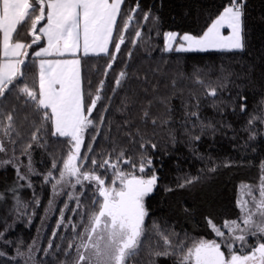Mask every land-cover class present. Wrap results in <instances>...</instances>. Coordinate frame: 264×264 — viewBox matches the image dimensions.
<instances>
[{
	"label": "trees",
	"instance_id": "1",
	"mask_svg": "<svg viewBox=\"0 0 264 264\" xmlns=\"http://www.w3.org/2000/svg\"><path fill=\"white\" fill-rule=\"evenodd\" d=\"M137 2L139 12L135 14L128 31L123 33L125 43L121 45L112 69H108L111 61L109 54L79 55L87 104H90L101 81H104L100 93L103 99L98 101L97 109L92 114L95 127L86 130L81 149L85 153L91 146L93 151L90 156L99 159L101 152L111 151V141L116 140L120 147L127 149L126 155L133 156L138 164L139 156L143 153L138 144L132 145L124 137L123 133L130 129L123 122L131 118L136 126L146 132L152 143L157 145L155 150L149 147L147 155L151 156L159 179L154 192L145 199L149 213L145 221L146 238L128 263L180 264L181 255L194 242L215 239L206 218H211L219 226L226 220L240 216L237 207L239 186H255L262 174L264 0H246L243 50L205 52L167 51L164 35L167 32L202 34L228 0H124L122 12L130 13ZM146 12L149 13L147 21L143 19ZM117 26L123 27L122 19L118 18ZM137 30L141 31L140 38L135 37ZM119 35L120 32L114 31L109 53L115 51L114 42L118 41ZM133 40L136 43H132ZM24 42L30 43V39ZM44 45L43 40L38 46L29 49L30 55L23 68L29 83L35 82L37 90V59L31 53ZM129 51L132 52L131 57L128 56ZM122 70L127 71L130 78L121 88H117L115 81ZM145 77L148 83L143 82ZM198 79L203 83H198ZM144 88H147V95L142 91ZM211 88L217 89L215 97L206 95ZM113 89L116 91L113 92ZM126 98L135 101L130 113L123 110ZM242 98L247 101L246 112L240 111ZM148 100L153 101L150 110L152 116L166 120L167 123L158 124L155 128L151 122L146 126L140 123L142 106ZM160 100L166 103H160ZM109 105L110 110L105 113L104 108ZM192 112H197L198 117H192ZM102 114L106 116L103 125L99 120ZM253 116L257 120L250 125L248 121ZM34 119L32 106H24L21 100L16 120L19 136L14 137L18 143L14 146L6 145L9 148L7 153L0 152V161L12 160L11 164H0V232L5 233L6 241L1 244L5 256L0 257V264H17L10 257L17 248L25 252L36 237L50 200V186L42 180L43 176L52 169L53 162L62 167L71 147L70 138L53 137L50 129L39 142L33 143L31 133L35 130L32 127ZM202 124L211 127L202 129ZM117 126H121L119 133ZM131 130L135 131V127ZM196 136L200 139L195 140ZM93 137H96L95 141ZM29 143H33L29 154L30 165L36 169L35 174L25 169L24 164L29 165V157L21 154ZM17 168L21 175H27L26 180L17 178ZM53 173L59 175L58 171ZM193 177L198 179L180 187L186 179ZM15 197L35 210L30 225L22 218V222L16 221L18 205ZM88 204L91 207L92 202H86L89 213L97 210ZM58 212L60 207L44 236L42 251L45 249V241H53L54 226L60 215ZM65 221L67 229L61 226L50 254L45 256L40 253L35 264H61L66 259L68 264L72 263L74 252L66 258L64 250L74 233L83 231L82 228L74 231L71 226L80 224L78 222L81 217L74 213L71 218V212H68ZM154 225H158L159 231L168 236L171 247L164 244L154 230ZM61 234L64 240L62 244L59 237ZM157 252H168L169 255L157 256ZM19 264L22 262L19 261Z\"/></svg>",
	"mask_w": 264,
	"mask_h": 264
},
{
	"label": "snow or ice",
	"instance_id": "2",
	"mask_svg": "<svg viewBox=\"0 0 264 264\" xmlns=\"http://www.w3.org/2000/svg\"><path fill=\"white\" fill-rule=\"evenodd\" d=\"M123 3L124 0H0V152L7 153L9 148L6 145L14 146L18 143L14 137L19 136L16 120L21 100L24 106H32L35 116L32 122L35 130L31 133L33 143L39 142L49 129L53 137L70 138L71 147L62 167L56 162L52 165L53 171H58L59 178L50 171L44 179L49 182L55 180L52 186L54 193L57 188L75 189L79 186L81 189L80 197L69 194V199L76 203V208L72 211L81 217L80 224L71 226L74 231L77 228L83 229L76 232V237L64 250L66 258L71 256L73 251L76 252L77 259L74 264H127L129 258L135 256L143 246V239L146 238L145 221L149 216L145 199L158 185L155 171L152 175H147V171L154 168L147 150L149 147L155 150L157 145L152 143L146 132L136 126L131 118L123 122L124 126L130 129L123 135L132 145L138 144L143 153L139 156L138 165L133 156L126 155L127 149L120 147L119 141L116 140L111 141V151L101 152L99 159L87 153L81 154L86 130L95 127L92 114L97 109L98 101L103 99L100 93L104 81H101L97 95L87 104L82 89L80 59L48 58L53 54L57 57H63L65 54L75 56L81 49L85 56L89 53H106L111 56L108 69H112L121 51V45L125 43L123 33L128 31L140 9L137 2L130 13L122 12ZM245 3L246 0H228L202 35L183 34L180 37L183 43H180L176 50H243ZM118 18L123 20L122 28L117 26ZM143 19L147 21L149 13H144ZM44 21L46 23L40 26ZM222 29H227L229 34L224 35ZM114 31L120 32V35L118 41L114 42L115 51L109 53ZM177 36L174 32L165 33V50L172 49V41ZM135 37L140 38L141 31L137 30ZM25 39H30V43H25ZM43 40H46V46L31 53L39 61L37 90L35 82L29 83L23 68L30 55L29 49L38 46ZM131 42L136 43V40ZM128 56H132L131 51ZM129 78L130 74L122 70L116 78V87L121 88ZM143 82L148 83L146 77ZM197 82L203 83L199 79ZM115 91L116 89H113V92ZM142 91L147 95V88ZM206 95L215 97L217 89L211 88ZM242 101L240 111L246 112V98H242ZM159 102L166 103L165 100ZM134 104V100L126 98L123 110L130 113ZM152 104L153 101L148 100L142 106L140 123L146 126L151 122L154 128L158 124L167 123L166 120L152 116ZM109 110L110 105L104 108L105 113ZM190 115L198 117L199 114L192 112ZM99 120L101 125L105 124L106 116L102 114ZM256 120L257 117L253 116L248 123L251 125ZM133 127L135 131L131 130ZM204 127L211 125L202 124L201 128ZM120 128L121 126H117L118 133ZM97 132L99 134V129ZM252 138L254 136L250 137ZM95 139L96 137H93L94 141ZM194 139L199 140L200 137L196 136ZM33 143H29L21 153L28 156L29 160V149ZM89 151H93L91 146ZM4 163L11 164L12 160L0 161V164ZM124 167H130L132 170L126 172ZM16 171L18 179L28 178L26 174H20L19 168ZM31 171L29 164L28 172ZM261 173L255 187L246 185L248 191L245 196L250 199L241 198L243 202L237 200L240 210L237 219L226 220L218 226L211 218H206L212 232L220 241L201 239L194 242L181 257V264H264V165ZM197 179H186L180 187L190 185ZM89 187L94 189L92 208L98 209L91 213L80 202ZM63 219L62 212L61 224ZM154 230L166 246H172L168 236L159 231L158 225H154ZM55 234L54 232L53 235ZM4 235V232H0V237ZM249 238L255 239L256 244H248ZM222 245L227 250V255L221 250ZM51 247L50 243L49 248ZM33 248L34 245L28 247L29 254L25 264L27 260L32 259ZM180 250L183 251V248ZM241 250L246 254H241ZM86 252L89 255H85ZM155 255L167 256L169 253L157 252ZM4 256L5 254L0 252V257ZM24 256L25 253L17 248L16 255L11 259L19 264V258ZM61 264H68L67 259L61 261Z\"/></svg>",
	"mask_w": 264,
	"mask_h": 264
},
{
	"label": "rangeland",
	"instance_id": "3",
	"mask_svg": "<svg viewBox=\"0 0 264 264\" xmlns=\"http://www.w3.org/2000/svg\"><path fill=\"white\" fill-rule=\"evenodd\" d=\"M222 33L224 35H228L229 34V31L227 29H222ZM183 34H185V33H183ZM183 34H178L177 38L174 41H172V49L171 50L177 51L176 48L179 46L180 43H183V41L180 39V37H182ZM188 34H190V33H188ZM202 34H200V35H202ZM191 35H193V34H191ZM46 43L47 42L45 40V45L44 46H46ZM110 46H111V43L109 45V50H110ZM164 47L166 49V37H165V35H164ZM171 50H167V51H171ZM205 51H232V50H227V49H207V50L177 51V52H205ZM79 53H80V55H84L82 50H81V52H78L76 55H78ZM100 54H106V53H100ZM100 54L89 53L88 55H100ZM48 58L49 59H58L57 57L54 58L53 56H50ZM60 59H66V58H60ZM67 59H79V55L76 56V57H69ZM38 65H39V61L37 59V68H38V74H39V67H38ZM80 74H81V66H80ZM81 80H82V77H81ZM82 89H83V86H82ZM38 146L39 145L37 144V147ZM85 153H87L88 155H91V152L89 151V149H87L85 151ZM85 153H83V151L81 149V154L83 155ZM28 161H29V164H30V160L29 159H28ZM24 166H26L25 169H27L29 167L28 164H26V165L24 164ZM89 168H90V165H89ZM31 169H32V171L30 172V174L31 173H34L35 174L36 169H34L32 166H31ZM50 171H53V169H51ZM47 174L43 176V179L42 180L45 183H48L49 186H50V200L48 202V205L45 208V213H44L43 218H42V221H41V223H40V225L38 227V230H37V233H36V237L34 238V240L32 241V243L30 244V245H34V248H33L32 254H31L32 255V259L31 260H27V264H35L40 253H41V255H44L45 254V256H47L48 254H50V249L51 248H49V244L50 243L53 244L54 239H56V234H58V231L61 230V226H64V228L67 229L68 224L65 221V218H66L67 213L68 212H71V218L74 215V212L72 211V209L76 208V203H75V201L69 199V194H71L72 196H77V197H80L81 196V189L79 188V186H77L75 189L70 188V187L57 188L56 192L54 193L52 186L55 183V180H52L51 182L46 181L44 179V177L47 176ZM56 177L59 178V175L56 176ZM109 184H110V180H109ZM256 184H255V186H256ZM246 185H249V184H242V185L239 186V196H238V199H240L241 202H243V200L241 198L250 199V197H246L245 196V193L248 191V189L246 188ZM255 186H253V187H255ZM93 191H94V189L92 187H89L87 189V194L82 196L80 202H81V204L83 206L87 207L86 202L87 203L90 202V201L92 202V193H93ZM14 200H15V203L18 205L17 206V212L15 214L16 215V218H17V219L15 218L16 221L17 222H22V219H23L28 225H30L33 222L34 215H35V210L32 209V208H30L27 204H24L23 201L20 200L18 197H15ZM65 205H67V207H65ZM88 206L90 207V204H88ZM59 207H60V212H58V213H60V215H58L57 224L54 226V230H53V233L55 232L56 234L55 235H52L53 236V241L51 240L50 243H46V241H45V249L42 251V249H43V242H44V236L46 237L47 231L50 228V223H52V221L54 219V216H55V214H56V212H57V210H58ZM90 208H92V204H91V207ZM81 211H83V208L81 209ZM62 212H63L64 219H63V223L61 224V213ZM80 222H78V223H80ZM58 225H60V226L58 227ZM65 229L63 230L64 232H65ZM237 234H239V233H237ZM226 235H227V233H226ZM62 236H63L62 234H61V236L59 235L60 240H61V244L64 242V240L61 239V238H63ZM75 237H76V233H74V236L71 237V241H73ZM215 239L217 240V242L220 241V238H218L216 236H215ZM250 241H253L254 243L251 244ZM256 242L257 241L255 239H252V238H249L248 239V244H250V245H254V244H256ZM5 243H6V241L4 239V236L3 237H0V252H3L2 247H1L2 246L1 244H5ZM67 246H68V244H67ZM221 250L222 251H225V254L226 255L228 254L227 253V250L225 249V247L223 245H222V249ZM73 252H74L73 253V260H72V263L71 264H74V261L77 259L76 252L75 251H73ZM23 253H25V256L19 258V261L22 262V264H25L26 258H27L28 254H29L28 253V249L25 252H23ZM241 254H246V253L243 250H241ZM15 255H16V252L12 255V257L15 256ZM85 255H89V253L86 252ZM182 256L183 255H181V257ZM12 257H10V258H12ZM181 257H180V260H179L180 264H181ZM130 259L131 258H129V260ZM128 261H127V264H129ZM93 264H94V262H93Z\"/></svg>",
	"mask_w": 264,
	"mask_h": 264
},
{
	"label": "flooded vegetation",
	"instance_id": "4",
	"mask_svg": "<svg viewBox=\"0 0 264 264\" xmlns=\"http://www.w3.org/2000/svg\"><path fill=\"white\" fill-rule=\"evenodd\" d=\"M138 165V164H137ZM124 171L128 172V171H131L132 169L130 167H124L123 168ZM153 171H155V174L157 175V171L153 168L152 170H148L147 171V175H152ZM158 176V175H157ZM159 179V178H158ZM117 187L119 186L118 184L116 185ZM151 195V194H150ZM149 195V196H150Z\"/></svg>",
	"mask_w": 264,
	"mask_h": 264
},
{
	"label": "crops",
	"instance_id": "5",
	"mask_svg": "<svg viewBox=\"0 0 264 264\" xmlns=\"http://www.w3.org/2000/svg\"><path fill=\"white\" fill-rule=\"evenodd\" d=\"M44 23H46V21H44ZM0 39H2V34H0ZM44 44H45V40H44ZM82 50V49H81ZM81 52V51H80ZM78 55H80V53L78 54ZM78 55H75V56H72V55H70V54H65V56H63V57H57L55 54H53L52 56L55 58V57H57V58H69V57H76V56H78Z\"/></svg>",
	"mask_w": 264,
	"mask_h": 264
},
{
	"label": "water",
	"instance_id": "6",
	"mask_svg": "<svg viewBox=\"0 0 264 264\" xmlns=\"http://www.w3.org/2000/svg\"><path fill=\"white\" fill-rule=\"evenodd\" d=\"M100 85H101V84H100ZM100 85H99V87H98V88H100ZM96 95H97V93H96ZM96 95H95V96H96ZM95 96H94V97H95Z\"/></svg>",
	"mask_w": 264,
	"mask_h": 264
}]
</instances>
